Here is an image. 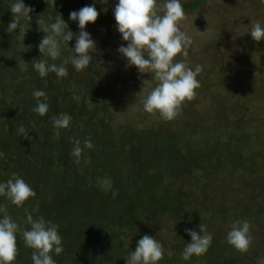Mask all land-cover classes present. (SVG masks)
<instances>
[{"label":"trees","instance_id":"16d2710c","mask_svg":"<svg viewBox=\"0 0 264 264\" xmlns=\"http://www.w3.org/2000/svg\"><path fill=\"white\" fill-rule=\"evenodd\" d=\"M101 1L98 20L87 26L96 41L93 61L78 72L70 63L75 40L61 45L62 55L55 61L42 56L38 45L50 17L62 15L78 34V24L69 19V13L90 5V0H25L33 9L31 20L12 32L7 30L13 19L11 0H0V152L4 153L0 182L19 176L36 193L23 207L0 196V208L21 229L16 264H33V250L25 246L22 235L30 228L29 213L59 225L64 251L53 254L56 264H126L124 258L146 234L163 245L159 264H258L264 259L262 249L239 251L227 242V234L234 220L255 221L261 211L255 213L252 205L241 200L229 201L226 189L230 185L218 183L240 178V172L248 170L246 163L256 165V158L264 153L246 157L242 142L251 139L244 130L246 120L230 113L223 99L213 96L210 101L219 118L212 109H197L204 97L213 95L210 89L218 85L215 80L228 78L230 60L220 58L217 51L211 68L197 75L196 95L186 100L188 105L181 104L175 119L167 121L154 113V121L146 114L132 122L119 121L125 113L119 105L143 104V80L148 79L150 87L157 82L152 74L140 76L135 67L126 68L120 53L110 56L109 47L127 42L115 29L116 0ZM201 6V1H194L183 8L194 11ZM210 40L208 51L219 45L216 37ZM38 59L57 65L69 60L64 64L69 75L58 78L49 73L41 78L33 67ZM201 61L192 65L196 68ZM36 90L47 94L49 111L44 116L33 111ZM248 103L239 102L233 109ZM62 113L72 120L67 129H59L57 137L53 117ZM262 136L258 138L264 143ZM75 140L83 148L79 163L72 155ZM86 140L92 148L84 147ZM105 181H110V188ZM262 183L256 178L255 185ZM218 215L230 221L227 231L217 225ZM200 225L212 234V244L206 254L184 260L183 250L191 242L185 229L199 231Z\"/></svg>","mask_w":264,"mask_h":264},{"label":"clouds","instance_id":"9594fccd","mask_svg":"<svg viewBox=\"0 0 264 264\" xmlns=\"http://www.w3.org/2000/svg\"><path fill=\"white\" fill-rule=\"evenodd\" d=\"M102 2L107 4L108 0ZM10 10L13 19L7 29L9 32L20 29L22 22L31 20L30 13L33 9L26 5L25 0H11ZM161 11L163 14H160ZM99 15L95 0L78 11H71L69 19L78 24V34L70 30L62 15L55 19L50 17L45 35L38 45L39 52L55 61L62 55L61 45H70V42L75 40L74 47H71L74 55L71 56L70 63L78 72L90 67L96 41L87 31V26L95 24ZM113 15L116 31L120 33L121 40L127 42L126 45L121 43L117 49L126 60L125 67H135L140 76L152 74L157 82L155 87H150L148 79L143 80L142 90L146 93L144 110L147 113H157L167 121L175 119L179 115L181 104L196 95L195 90L200 86L197 75L201 71L200 66L193 70L183 62H174L178 54L187 56V49L192 43L191 37L179 27V22L185 17L181 0H164L162 5L158 4V0H116ZM250 35L254 41L264 40V25H252ZM68 62L69 60L65 59L63 64L57 65L38 59L33 67L41 78H45L49 73L64 78L69 75L64 66ZM33 96L36 99L33 111L40 116L46 115L49 111L46 92L36 90ZM42 97L45 99L41 100ZM75 99L79 100V97ZM71 120L72 117L66 113L53 117L57 137L60 135L59 129H67ZM84 147L90 149L93 144L86 140ZM82 151L81 142L75 140L72 155L77 158V163ZM3 156L4 153L0 152V158ZM105 184L108 188L111 187L110 181H105ZM0 196L6 197L13 205L23 207L36 193L23 178L14 176L13 179L0 182ZM27 220L30 228L23 230L22 235L25 246L33 250V264H56L53 254L60 255L64 251L59 225L47 221L44 217L34 218L30 213ZM199 228V231L185 229L191 237V242L187 243L183 250L184 260H189L194 255L206 254L212 244V234L208 233L203 225ZM20 231V225L5 209L0 208V264H16L17 234ZM227 242L239 251H246L251 244L250 224L247 221H237L233 224L227 234ZM168 255L172 253L169 252ZM163 257V245L156 238L146 234L138 240L135 250L130 251L124 259L126 264H159Z\"/></svg>","mask_w":264,"mask_h":264},{"label":"rangeland","instance_id":"374dc122","mask_svg":"<svg viewBox=\"0 0 264 264\" xmlns=\"http://www.w3.org/2000/svg\"><path fill=\"white\" fill-rule=\"evenodd\" d=\"M90 1L91 4L94 2V0ZM100 1L95 0L97 9ZM194 1H201V8L194 11L184 10L185 17L179 22L180 29L191 37L192 43L187 49V56L183 53L178 54L174 62H183L194 69L193 62L202 60L196 66H200L203 73L213 65L217 51L221 55L220 58L226 59V62L227 59L230 60L226 71L228 78L226 80L217 78L215 84H218V87L210 89L213 95L204 97L206 99L197 104V109L200 112L213 110L214 115L219 118L220 112L214 110L215 106H210V101L213 96L216 97L215 99H223L231 109L230 113L246 120L247 126L244 130L251 135L249 141L242 142V146L246 145V157L249 158L254 152L264 153V143L258 138L262 135L264 137V40L254 41L250 35L252 25L255 23L264 25V0H181V3L185 5ZM163 3L164 0H158V4ZM160 14H163L162 11ZM212 36L216 37L219 45L208 51L211 48L208 45L211 43ZM117 49L109 47L110 56L119 53ZM120 88L121 86L117 87L118 92ZM110 101L113 102L111 99ZM239 102L249 103L244 108L233 109ZM188 103L185 100L182 104L188 105ZM118 107L121 110L125 109V113L119 117V121L122 122H132L141 117V114H146L153 121L157 119L156 114L147 113L144 110L143 104L119 105ZM244 130L238 133L242 134ZM256 159L258 161L256 165H253L250 160L246 163L249 171L242 170L240 178L234 177L233 180H228L231 184L225 180L217 183L230 185L226 189L229 201L241 200L247 206L252 205L255 213L261 211L259 218L256 216L255 221L247 220V222L250 224L251 244L249 247L264 251V185H255L256 178H261L264 183V155ZM249 183L254 185L251 186ZM217 190L220 189L216 188ZM217 221V225L228 230L230 221L227 223L220 215ZM237 221L234 220L233 224ZM258 264H264V259Z\"/></svg>","mask_w":264,"mask_h":264}]
</instances>
